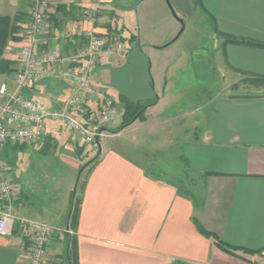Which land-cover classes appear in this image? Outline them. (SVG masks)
Listing matches in <instances>:
<instances>
[{"label":"crops","instance_id":"obj_1","mask_svg":"<svg viewBox=\"0 0 264 264\" xmlns=\"http://www.w3.org/2000/svg\"><path fill=\"white\" fill-rule=\"evenodd\" d=\"M32 1L0 0V15L22 13L17 21L21 38ZM167 2L185 27L197 9L209 18L214 41L206 59L212 73L222 70L228 79L237 75L264 77V0H58L47 10L49 48L71 53L81 41L78 30H94L108 38L118 35L126 44L125 52L98 62L91 71V81L115 102L120 94L134 100L153 98V74L163 64H153L141 44L158 52L175 41L181 22ZM20 42L9 41L8 46ZM15 52L9 50L7 54L13 63ZM4 75L0 73V77H7ZM9 76L0 83L10 86ZM175 76H170L167 84L173 85ZM72 87L67 81L52 79L25 93L55 110ZM211 87L210 94L208 87L203 89L204 101L195 97L193 108L182 107L174 116L152 117L148 106L142 121L137 118L116 132L106 126V137H117L136 122L172 120L178 122L176 126L192 122L183 130L177 149L189 172L200 178L192 197L179 194L172 183L151 173L143 162L145 150L135 156L101 142L98 156L83 170L85 161L97 153L93 156L90 145L57 121L47 123L41 147L14 146H30L46 155L54 153L49 148L52 142L65 145L71 151L63 155L73 170L71 183L78 176L72 200L67 191L63 202L53 197L45 204L31 197L6 162L13 176L15 214L49 225L47 221L56 222L61 216L51 225L58 230L46 246L45 264H264V91L245 85ZM162 96H157V103L165 99ZM168 97L171 103L187 101L182 89L170 92ZM97 101L88 100V108L94 110ZM121 116L116 122H121ZM74 200L78 209L73 216ZM196 223L236 249L230 253L221 248L213 237L199 232ZM26 241L18 229L0 236V264H29Z\"/></svg>","mask_w":264,"mask_h":264},{"label":"built area","instance_id":"obj_2","mask_svg":"<svg viewBox=\"0 0 264 264\" xmlns=\"http://www.w3.org/2000/svg\"><path fill=\"white\" fill-rule=\"evenodd\" d=\"M58 0H33L26 32L17 50V68L12 84L0 83V236L15 230L25 234V253L29 264H45L46 246L58 228L15 214L12 211L13 176L4 161L6 145L25 144L41 147L46 139L49 121H57L93 150L101 148L100 136L106 127L123 113L115 100L102 93L91 81V71L102 59L123 54L126 44L118 35L94 30H78L81 39L69 54L49 48L47 10ZM69 37L70 34L66 33ZM63 80L73 85L59 109H48L40 100L25 93L46 80ZM97 99L96 108L88 100ZM65 232L71 231L65 228Z\"/></svg>","mask_w":264,"mask_h":264},{"label":"rangeland","instance_id":"obj_3","mask_svg":"<svg viewBox=\"0 0 264 264\" xmlns=\"http://www.w3.org/2000/svg\"><path fill=\"white\" fill-rule=\"evenodd\" d=\"M147 4L148 3H145L144 6ZM167 4L170 8L171 5L168 2ZM151 7L152 3L146 7V10L149 11ZM171 18L175 23L178 22L174 17L171 16ZM183 25L184 29L176 37L175 41L162 51L157 52L153 50L151 46L141 44L142 51L150 57L153 64L157 62L158 64H163L158 67V70H155L153 75L156 79L155 95L157 94L159 97L163 95L162 97H165V99L161 98L157 103L158 98H156V101L149 105L148 114L151 113L152 117L161 116V118H163L164 116H174L182 107L187 109L193 108L194 102L196 101L193 98L197 97L199 102L204 101V98H206V91L203 89L208 87L207 90L210 94L212 90L211 86L215 88L219 86L225 89L233 85L239 86V88L245 85L246 87H257L261 92L264 91V79L243 78L238 75L236 78L228 79L222 70H217L212 73L211 63H209L206 58L207 50L209 52L214 37L211 32L210 20L204 13L197 9L196 12L188 18L186 27L184 22ZM181 27L182 25L179 26L177 34ZM121 41L124 43L122 39ZM19 46L20 45L9 44L8 48H6L12 52L16 51L15 53H17ZM9 50L3 52V58L14 60L7 57ZM10 67L12 71L8 74L11 80V76L14 75L17 68L16 56L15 63L12 61ZM8 74L4 75L7 77H0V81L1 79H7ZM163 75H165V79H163ZM174 75L176 76L172 82L173 85L167 84L169 83V77ZM163 87L165 88L164 93ZM179 89H182V97L187 100L186 103L180 104L178 102L174 103V101L171 103V97H168V95L173 91L178 92ZM234 89L237 88L235 87ZM193 92L196 93V96H190ZM2 99L3 98H0V101H2ZM116 103L123 109L119 99L116 100ZM156 103L157 105H155ZM183 104L185 105L183 106ZM145 114H147L146 111ZM145 114L143 118H139L138 121H142L146 117ZM198 114L201 115L202 112H198ZM161 121L162 122H136L132 126L124 129L117 137H114V135L106 137L107 135L104 133L105 136L100 139V142H102V144H110L114 148L122 151L125 150L129 154L132 153L135 156L137 153H142V150H145L143 162L151 173L173 183L181 190L187 189L194 192L196 185L200 183V178L196 174L189 172L188 167L184 164V160L179 157L180 153L177 150L180 145L179 138L184 137L183 130L188 129L192 122H183L184 124L176 126L175 123H178L177 121ZM119 124L120 122H115L107 125V127L112 129V132H116L119 130ZM157 140L159 141L156 142ZM61 145L62 144L52 142L49 148H53L54 153L46 155L40 150L30 146L14 148L6 145V148H4L3 158L4 161L9 164L10 170L21 180L33 199L42 201L45 204H49L53 197H58L61 199V202H63V198L65 199V197H67V191L69 199L71 200L75 194L78 176L75 181L71 183L73 170L63 157V155L68 156L71 151L67 150L65 145L64 147L62 145L60 149ZM96 151L97 150L93 151V156L97 153ZM85 162L87 163L83 166L84 168L82 167L83 170L91 163L90 159H87ZM61 202H58L59 205ZM60 217L56 219V222H47L51 223V225L57 224Z\"/></svg>","mask_w":264,"mask_h":264},{"label":"trees","instance_id":"obj_4","mask_svg":"<svg viewBox=\"0 0 264 264\" xmlns=\"http://www.w3.org/2000/svg\"><path fill=\"white\" fill-rule=\"evenodd\" d=\"M21 15L22 13L20 12L13 17L7 16V15H0V73L8 74L12 71V68L10 66L12 65L13 60L4 59L3 52L6 50V47L9 41H16V40L21 39V36L19 35L20 26L17 24V21L21 20ZM259 79H264V77L259 78ZM156 98L157 96L155 95L153 98L146 99V100H134L126 95L120 94L118 99L124 111L121 116L122 119L118 126V129L124 127L125 125H128L129 123H131L137 118H143L145 109L149 105L153 104L156 101ZM14 146L15 145H13L12 147ZM97 156H98V153L95 155V157L90 159V162H92ZM86 163H84L82 167ZM172 185L177 189V192L181 195L192 197V194L194 193L187 189L181 190L180 188L176 187L173 183ZM77 209H78L77 200H74L73 209H72L73 216L76 213ZM196 226L199 232H201L206 237H213L215 243L221 248L227 250L230 253H233V249H236V248H233L223 243L221 240L216 238L211 232L204 230L199 224L196 223ZM243 250L248 252V250H245V249ZM172 264H186V263L182 261H175Z\"/></svg>","mask_w":264,"mask_h":264},{"label":"water","instance_id":"obj_5","mask_svg":"<svg viewBox=\"0 0 264 264\" xmlns=\"http://www.w3.org/2000/svg\"><path fill=\"white\" fill-rule=\"evenodd\" d=\"M171 8V7H170ZM171 12L174 14V16L181 22V25H182V27H181V29H180V31L178 32V35L183 31V29H184V25H183V20L181 19V18H179V17H177L176 16V14H175V12L173 11V9L171 8ZM101 130L102 131H105V132H107V131H109V129L108 128H106V127H101Z\"/></svg>","mask_w":264,"mask_h":264}]
</instances>
